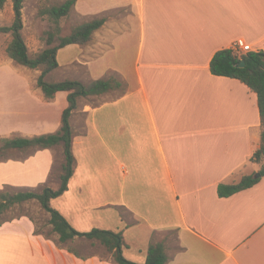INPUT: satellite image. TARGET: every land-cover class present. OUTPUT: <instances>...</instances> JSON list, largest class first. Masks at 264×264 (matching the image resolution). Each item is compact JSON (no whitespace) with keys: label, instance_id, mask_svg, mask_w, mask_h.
<instances>
[{"label":"crops","instance_id":"obj_1","mask_svg":"<svg viewBox=\"0 0 264 264\" xmlns=\"http://www.w3.org/2000/svg\"><path fill=\"white\" fill-rule=\"evenodd\" d=\"M74 10L106 21L88 43L60 48L56 69L78 67L84 83L112 76L120 85L73 111L75 169L51 206L80 232L121 231L123 254L137 263L163 242L167 264H264V176L218 195L220 183L261 167L251 161L262 131L257 94L210 70L214 54L236 42L264 51V0H76ZM64 49L78 55L62 63ZM23 80H0V131H57L68 93L47 100ZM60 149L28 148L0 161V187L38 191L53 181L57 189ZM0 264L117 263L99 241L61 242L21 215L0 223Z\"/></svg>","mask_w":264,"mask_h":264},{"label":"trees","instance_id":"obj_2","mask_svg":"<svg viewBox=\"0 0 264 264\" xmlns=\"http://www.w3.org/2000/svg\"><path fill=\"white\" fill-rule=\"evenodd\" d=\"M14 18L10 25L0 27V32L10 33L12 38L7 45L6 52L15 64L26 66L31 69H41L37 84L41 88L44 97L51 100L58 91L68 93V106L63 110L60 128L51 133H43L32 137L0 136V161L9 159L7 152L10 149L26 150L28 148H50L62 146L64 161L61 165L60 186L57 189L45 187L41 192L35 190L18 191L10 193L0 190V223L2 215L13 205L28 200H38L42 207L50 214L49 223L52 230L59 234L61 242H65L76 236H85L99 241L112 254L117 264H141L127 259L123 254L125 244L121 231L94 228L88 232H80L72 227L69 221L54 207L51 200L61 195L68 186V181L74 173L76 158L72 150L73 129L71 116L79 107L80 99L102 94L120 85V82L112 76L108 78L93 79L84 83L78 79H64L51 81L47 75L59 66L57 60L58 50L69 44H86L93 33L103 26L106 17H96L83 22L72 28L67 35H60V20L67 17L74 9L76 0H65L61 4L47 5L39 9L40 16H48L55 27L48 32V47L31 55L23 37L22 10L25 0H12ZM7 0H0L2 9ZM59 39L57 44H53ZM241 60L244 66H239ZM210 70L213 74L237 78L245 83L251 91L257 94L258 107L261 116V141L259 148L254 152L251 161L261 164L260 169L250 175H243L240 180L231 183H220L218 195L220 197L230 196L240 190L252 187L264 176V51H248L239 53L232 48L218 50L210 62ZM168 256L163 242L151 243L147 251V259L144 264H167Z\"/></svg>","mask_w":264,"mask_h":264},{"label":"rangeland","instance_id":"obj_3","mask_svg":"<svg viewBox=\"0 0 264 264\" xmlns=\"http://www.w3.org/2000/svg\"><path fill=\"white\" fill-rule=\"evenodd\" d=\"M64 1L65 0H25L24 7L22 10V20H23L22 33L26 41V44L28 46V51L31 55H34L38 51H41L46 47H48V43H47L48 32L53 30L55 27L54 23L48 16H40L38 14L39 9L47 5L61 4ZM13 18H14L13 1L7 0L4 7L0 9V27L5 25H10L13 21ZM86 21H87L86 18L81 17L73 9L67 17H64L60 20V26H61L60 35L69 34L73 27ZM11 38L12 36L10 33L0 32V80L4 81V83L5 81L11 83L17 80L18 82H22L23 79L29 80L33 89L31 93H34L36 92V88H38L37 80L41 73V69H31L26 66H22L14 63V61L8 56L6 52L7 45L9 44ZM58 42L59 39L56 38L53 44L55 45ZM75 55H78V50L64 49L60 53V61L62 63H65V61L72 59V57H74ZM68 78L80 79L85 82L88 81L87 73L85 72V70L84 69L80 70V68L78 67L75 70H70V69L67 70L65 68L54 69L47 75V79L51 81H61ZM8 86L9 84L7 83V87ZM9 89L11 88L9 87ZM3 91L0 89V96L2 93H4ZM97 102L98 99L92 98L90 96L87 98L80 99L79 105H82L84 103H90L92 105H95ZM73 121L74 120L72 119L71 121L72 124ZM0 135L12 137L17 134L3 130L0 131ZM60 151L63 152V149H60ZM7 156L22 157L23 154L20 153L18 149H10L7 152ZM254 166L259 167V165H254ZM60 171L61 169L58 163L53 175L55 177H59ZM49 186L52 188H56L58 186V183L51 181ZM43 189L44 188H41L38 191L41 192ZM0 190L8 191L10 193H15L18 191H25L28 189L16 188L6 185L0 187ZM21 215H29L35 221L37 231L43 232L45 235L51 234L52 229L49 225L50 214L42 207L41 203L38 200L33 199L13 205L2 215V221L7 219H12ZM169 234L172 235V233ZM74 246L78 247L77 244H75Z\"/></svg>","mask_w":264,"mask_h":264},{"label":"built area","instance_id":"obj_4","mask_svg":"<svg viewBox=\"0 0 264 264\" xmlns=\"http://www.w3.org/2000/svg\"><path fill=\"white\" fill-rule=\"evenodd\" d=\"M232 49L239 52V53H245L248 51H253V48L249 43H240V42H236L233 45Z\"/></svg>","mask_w":264,"mask_h":264},{"label":"water","instance_id":"obj_5","mask_svg":"<svg viewBox=\"0 0 264 264\" xmlns=\"http://www.w3.org/2000/svg\"><path fill=\"white\" fill-rule=\"evenodd\" d=\"M245 65V61L241 60L239 63V66H244ZM256 176H259V173H256Z\"/></svg>","mask_w":264,"mask_h":264}]
</instances>
